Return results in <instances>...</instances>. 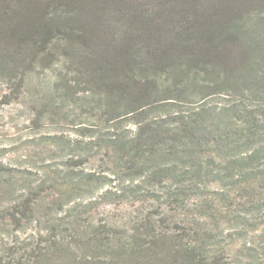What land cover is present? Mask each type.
<instances>
[{
	"label": "trees",
	"instance_id": "trees-1",
	"mask_svg": "<svg viewBox=\"0 0 264 264\" xmlns=\"http://www.w3.org/2000/svg\"><path fill=\"white\" fill-rule=\"evenodd\" d=\"M47 70L75 132L0 160V264H264V0H0V103Z\"/></svg>",
	"mask_w": 264,
	"mask_h": 264
},
{
	"label": "rangeland",
	"instance_id": "rangeland-1",
	"mask_svg": "<svg viewBox=\"0 0 264 264\" xmlns=\"http://www.w3.org/2000/svg\"><path fill=\"white\" fill-rule=\"evenodd\" d=\"M54 80L55 74L52 71L47 70L41 74L36 72L31 75L30 85L19 99L10 104L0 103V160L31 167L37 171L43 157L50 156L49 146L45 143L44 137L62 130L75 132L71 131L73 125L69 123H73L72 117L71 121H52L50 117L45 116L41 120L39 118L37 122L35 100L38 99V94L52 87ZM8 90H10L8 84L0 79V100ZM76 113L78 114L79 110ZM89 201L86 199L85 203ZM125 211V207L118 204L101 205L84 216L95 220V223L107 218L123 224Z\"/></svg>",
	"mask_w": 264,
	"mask_h": 264
}]
</instances>
